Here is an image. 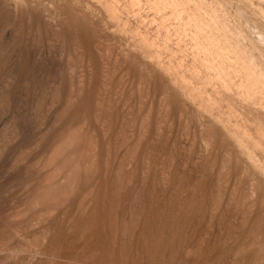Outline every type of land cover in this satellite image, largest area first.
I'll return each instance as SVG.
<instances>
[{
	"label": "rangeland",
	"instance_id": "374dc122",
	"mask_svg": "<svg viewBox=\"0 0 264 264\" xmlns=\"http://www.w3.org/2000/svg\"><path fill=\"white\" fill-rule=\"evenodd\" d=\"M261 74L264 0H0V264H264Z\"/></svg>",
	"mask_w": 264,
	"mask_h": 264
},
{
	"label": "bare ground",
	"instance_id": "6f19581e",
	"mask_svg": "<svg viewBox=\"0 0 264 264\" xmlns=\"http://www.w3.org/2000/svg\"><path fill=\"white\" fill-rule=\"evenodd\" d=\"M158 1V0H157ZM183 1V0H182ZM200 1V0H199ZM131 2V1H130ZM186 2V1H185ZM184 2V3H185ZM188 2V1H187ZM172 5L173 6H175V4H173L172 3ZM197 6H199V5H197ZM172 7V6H171ZM181 8V7H180ZM177 9H179V8H177ZM177 9H176V7H173L172 8V10H171V14H173V15H176L177 14ZM196 9H198V7L196 8ZM195 9V10H196ZM197 14V13H196ZM193 15V14H192ZM193 17H194V19H197V17H196V15H193ZM199 17V16H198ZM198 19H200V20H197L198 22H197V24H196V22H195V24H196V27H197V29L198 30H203V28H202V26H203V22H202V20L203 19H201V18H198ZM194 23V22H193ZM195 24H194V26H195ZM201 35V34H200ZM211 35V34H210ZM204 36V35H203ZM142 39V38H141ZM144 39H145V37H144ZM204 39H205V37H204ZM210 45H212V46H215L216 47V45L214 44V40L213 39H211V41H210V43H209ZM212 49V48H211ZM213 50H215V49H213ZM213 50H211V52L213 51ZM217 50V51H216ZM215 51H216V53H219V51L220 50H225V48H224V46L223 47H218L217 46V49H216ZM244 63V62H243ZM245 64V63H244ZM245 66V65H244ZM245 69L247 70V79H246V81H245V87H248V88H250L252 85H253V83H255V82H257L258 80L257 79H255L254 78V75H255V72L250 68V67H248L247 65H246V67H245ZM249 76V77H248ZM261 76L262 77H264V74H261Z\"/></svg>",
	"mask_w": 264,
	"mask_h": 264
}]
</instances>
